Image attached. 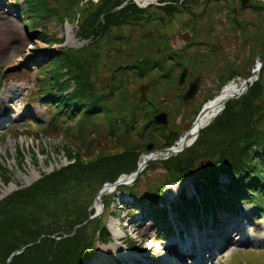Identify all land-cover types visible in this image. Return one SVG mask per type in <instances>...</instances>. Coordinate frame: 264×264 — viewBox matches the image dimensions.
Segmentation results:
<instances>
[{"label": "trees", "instance_id": "obj_1", "mask_svg": "<svg viewBox=\"0 0 264 264\" xmlns=\"http://www.w3.org/2000/svg\"><path fill=\"white\" fill-rule=\"evenodd\" d=\"M163 1H167L168 6L160 9L170 13L180 0ZM187 1L195 4L196 0ZM23 2L18 7L29 17V21L24 22L25 28L33 29L38 40L52 37L53 44L63 41L45 25L40 28L39 21L60 23L68 19L76 21L80 38L88 41L81 48H62L53 55L50 65L45 66L49 72H40L43 78L30 94L32 101L46 106L49 119L27 124L32 128L28 132L33 135V129L41 133L61 131L68 142L57 145L52 152L44 148L41 153L46 162H52L55 155L63 153L68 164L43 173L34 183L0 200V264H6L15 251L24 248L9 264H85L94 255L95 244L109 241L111 236L107 219L112 215L115 193L104 194L102 213L83 225L95 213L92 205L101 187L137 170L139 157L148 152L149 144L154 145L153 150L172 146L183 134L181 128L191 126L192 121L185 123L188 112L193 109L197 116L202 105L215 94H202L200 100L189 106L182 101L177 83L180 71L188 66V58L175 54L167 39L147 37L142 31L147 16L132 0ZM226 2L230 11L228 19L241 34L238 47L249 46L248 55L240 56L241 68L250 67L257 55L264 52V29L254 30L252 34L248 24L240 18L242 0ZM257 7L261 12L264 10L262 6ZM189 11L192 16L187 22L189 30L195 25L191 23L208 15L206 8L203 12ZM164 22L162 18L159 23L164 25ZM103 36L107 44L115 43L111 50L113 57L108 45L105 47L111 60L103 57L108 74L112 71L107 85L96 79L98 75L93 77L97 59L90 58L92 71L84 62L92 56L91 48ZM209 46V54L216 57ZM165 48L166 52H161ZM234 56L236 59L237 55ZM261 60L259 77L245 94L225 103L223 111L201 130L192 146L177 155L149 161L133 183L117 186L116 192L133 195L131 208L152 218L148 226L156 235L169 236L174 231L168 221L170 212L182 224L197 222L203 212L207 217L212 205L220 210L227 204L235 207L249 202L254 204L256 215L264 212V168L261 165L264 55ZM169 62H173V66H169ZM232 63L228 59L222 63L225 73L218 79L216 94L231 79L246 76L240 66ZM189 67H195V62ZM3 76L1 71L0 90L6 82ZM146 79H149L146 98L141 99L129 86ZM167 92H173L171 96L168 93L166 100L172 108L161 101ZM164 110L168 113L169 125L153 120L154 115ZM25 154L24 150H19L18 159L23 160ZM38 154H31L30 158L35 161ZM157 168L162 171L152 178L150 171ZM225 174L232 178L223 186L229 194L227 197L225 190L218 188L221 186H214L220 185V176ZM12 176L8 162L0 158V180L7 184ZM191 178L195 183L194 195L189 197L183 192L181 200L168 206L164 193L167 186ZM132 244L128 243L133 247ZM250 262L253 264L254 260Z\"/></svg>", "mask_w": 264, "mask_h": 264}, {"label": "rangeland", "instance_id": "obj_2", "mask_svg": "<svg viewBox=\"0 0 264 264\" xmlns=\"http://www.w3.org/2000/svg\"><path fill=\"white\" fill-rule=\"evenodd\" d=\"M132 1L134 2V0ZM2 2L4 3V6L0 11V72H3V77L6 79V85L0 91V110L5 109L6 113L11 118L5 121L4 124H0V158L8 162L13 178L7 184H4L2 180H0V200L15 190L22 189L34 183L43 173H49L56 168H60L61 166L68 164L63 153L55 155L56 159H53L52 162L48 160L46 162L45 155L41 153L44 148H47L49 152H52L56 149L55 147L57 145L62 146L61 143L68 142L67 139L62 136L61 131L57 133H53L51 131L41 133L33 129L37 136L28 132L29 130H32V128L27 126V124L32 125L35 124L36 121H47L49 119L46 106L42 102L32 101L30 94L32 90L37 88L36 86L38 85L39 80L43 78V75L40 72H49V68H46L45 66L50 65L54 58L53 55L59 52L62 48H81L87 44L88 41L80 38L76 21H68V19L65 22L63 21L60 23L53 21L47 22L44 20L39 21V25L41 26L40 28L45 25L50 33H55L57 38L64 39L63 41L55 42V44L50 41L52 40V37L50 39H46L45 41H40V39L38 40L36 38V34L32 29H24V22L29 21V17L24 14V12L20 11V7H18V4L24 3L23 0H2ZM162 4H167L165 6H168V2L163 0H155V3H150L145 7H141L136 4L139 8L144 10L143 15L147 16L146 23L144 24L142 31L146 32L147 37L150 38L155 39V36H157L160 39L162 38L163 41L167 39L172 47L176 49L175 54H180L182 57L188 58V66L186 67L187 75L185 83L183 84L185 85V88L188 86L189 80H192L199 72L203 73L199 92L193 100L186 104L187 106H189L192 102L200 100L202 94H215L214 96H216L218 94H216L218 79L225 73L224 65H222V63L228 59L233 62V65H238L240 66V69H242L240 56H246L249 53V46L238 47L239 42L241 41V34L236 31L233 24L228 19L230 11L226 7V0H211V2L209 0H196L195 4H191L187 0H180L175 3V7L172 9L173 11H170V13L160 9L163 7ZM263 4V0H250L249 3H246L245 5H248V7L241 5L240 18L243 22L248 24L252 34L254 33V30L261 31L264 29V10L261 12L257 7L262 6L264 8ZM205 8L207 9L208 15H205L203 20L200 19L191 23L195 24L192 28L193 30H190L193 33V38L185 41L181 32H188L187 29L189 30L187 22L192 19V16L189 14V10H193L191 12H203V9ZM162 18L165 19L164 25L163 23H159ZM203 28H205V31H202ZM150 32L152 33L151 36L148 35ZM70 36L73 39V43L70 42ZM47 38H49V36H47ZM201 39L206 41L205 44L202 43ZM107 42L108 40L105 36L98 39L95 46L91 48V50H94L90 52L92 56L87 57L84 61L86 68L89 71H92L93 61L90 58L97 59L95 60L97 61L95 63L98 67L96 70H93L92 74L93 77L95 75L99 76L96 79L102 81V85H107L106 82H108V78H110L112 72L111 71L108 74V70L105 69L104 65L106 61L103 57L111 60V57H109V55L105 52V47L108 45L109 51L111 52L115 43L107 44ZM213 43L220 45L218 49L221 48L218 52H216V57L211 53L209 54L207 48L208 44ZM161 52H166V48ZM111 54L113 57L114 53L111 52ZM234 54L237 55L236 59ZM262 55H264V52L257 55L259 56L261 62ZM191 62H195V67H189ZM109 63H112V61H109ZM257 63L256 59L253 65H249L250 67L246 66L242 69L246 76L235 77L228 83L233 81L235 84L240 85L243 79L249 78L252 71L257 68ZM169 66H173V62H169ZM190 72H193L192 76L189 75ZM254 81L255 78L253 79V82ZM97 84L99 85L98 81ZM168 93L169 92L162 95V102H166L168 99ZM6 94H9V96L5 97ZM172 94L173 92H170L169 96ZM144 98H146V93ZM164 105L168 108H172V105L169 102H166ZM222 111L223 110H221L217 115H219ZM180 117L181 114L179 118ZM196 117L197 116H195L194 110H190L186 117V125H188L190 121H192V125ZM179 118L175 119V121L178 122ZM214 118L209 122V124L214 120ZM186 128L187 126L181 128L183 134L180 138L189 133V129ZM17 130L18 132H16ZM179 139L176 142H178ZM152 146L151 151H158L153 150L154 145ZM19 150H24L26 152L23 160L21 161L17 156ZM37 153H39L37 160L35 159L34 161L30 158L32 156L31 154L36 155ZM162 156L159 155V157ZM15 157H17V159H15ZM261 165L264 168V155L262 156ZM161 171L162 169L160 168L154 169L150 171V175L152 178H155V176H158ZM219 180L221 183H227L230 181L225 175L220 176ZM194 185L195 183L193 180L188 179L184 182L172 183L167 186L165 189L167 205L170 206L171 203H176L181 200L183 192H185L189 197H192L195 193ZM116 188H112L109 191L110 193L113 192L112 194H117V196L115 195L114 202L111 205V212L113 216L111 215L107 219V227L111 233V239L105 243L97 242L95 244L94 247L96 254L87 264H89L97 256L99 247H109L111 243L117 244L115 246L118 249V255L106 254L104 263L127 264L125 262V257H127L126 253L128 252V249L124 244H128L129 242L133 243L132 245L135 252L132 254L135 260L140 261L138 264H190L191 259L188 255L183 256V258L179 260L181 254L179 252L181 251L176 252L178 257L175 255L171 256L168 252H166L165 245L168 240L163 242L164 237L153 233L152 228H149L148 226L149 221H146L144 218L145 216L136 213L138 211L134 207L131 208L130 203L132 202V198L125 197L124 201L119 199V197L123 194H118V192H116ZM228 195V192L225 190V196ZM251 208V206H244L242 211L238 213L237 218L244 226L247 233H251V231L253 232V230L256 229L261 230L260 233L255 234V237L252 239V244H242L237 242L229 249H225L220 252H218V248L221 246H218L211 255L212 257H209L208 255L206 258L203 257L205 264H251L250 261L252 259L254 260L253 264H264V243L258 242L261 238H264V213L259 218L255 217V219L251 216ZM97 209L98 215L101 214L103 211L101 205ZM169 214L168 220L171 224H173V226H175V232L171 233L169 236V239L171 240H173L172 236L177 237V233L182 230V232H184V230L193 232L198 229L200 233H202V230H209V225H206V228L202 229V227L199 228L196 223L182 224L181 221L172 217V212ZM205 221L206 224L210 221V226H213L215 223V219L211 220L210 217L207 220L205 219ZM223 231L224 230L221 231L220 235L215 232L214 237H220L224 240L225 233H223ZM116 237L119 238L118 242H115ZM210 239L211 238H207V242L209 244L212 242L209 241ZM140 248L141 250H139ZM192 252L194 253L195 251L192 250Z\"/></svg>", "mask_w": 264, "mask_h": 264}, {"label": "bare ground", "instance_id": "obj_3", "mask_svg": "<svg viewBox=\"0 0 264 264\" xmlns=\"http://www.w3.org/2000/svg\"><path fill=\"white\" fill-rule=\"evenodd\" d=\"M3 6H4V3L2 2V0H0V11L3 9ZM72 40L73 39L70 36V42L71 43H73ZM240 85L235 84L234 82H231L227 86L226 92L224 93V95L222 97H219L216 100H214V102H211L208 104L205 114L203 115L202 118H200V120L196 124V126L199 127V133L201 130H203L204 128H206L208 126L209 121H211L215 117L214 115L216 113H218V111L221 108L223 99L226 96H228L229 93L236 92L237 90H240L241 89ZM8 96H9V94L5 95V97H8ZM2 113H4V112H2ZM197 138L198 137H196L194 135V132L192 131V132L187 133L186 136L182 137L181 142L179 144H182L186 140L191 139V142H189L191 144L188 145V147H190L195 142V140ZM188 147H186V148H188ZM155 157L159 158L158 155H156ZM167 157H169V156H167ZM144 160H147L148 162L151 161L150 158H148V159L143 158L140 160L141 165L143 164ZM225 176L227 178H229V180H230L229 182H227V183L219 182L220 185L214 184V186H221L218 188L223 189V190H227V189H225L226 187H223V186L228 185L231 182L232 178L228 174H225ZM129 180H130V177H127V176L121 177L122 182H127ZM110 190H111L110 188H106L102 192V194L100 195V199H101V196L105 193L111 194V193H109ZM119 193H121L123 195H127V196L122 195L119 197V199H122L123 201H124L125 197H130L133 199V195L130 192L119 191L118 194ZM164 193H165V191H164ZM116 196H117V194H116ZM100 203H101V201L96 202V208L100 207ZM241 211L242 210H240L238 213H240ZM237 216H238V214H237ZM237 216H233L229 220V222H222V224H224V231L223 232L225 233V239L222 240L220 237H217V238L215 237L213 240H209V241H212L210 244L207 242L208 241L207 236L209 235V231H205V232L200 233L199 230H196L193 232L187 230V232H189L190 234L188 233L186 243H187V245H189L190 249H192L194 247V251H195L194 253L191 251L192 254H188V257L191 258L192 264H205L204 258H206L208 256L212 257L211 255L213 254V252L216 250V248L218 246H221L218 248V252H220L222 250L229 249L230 247H232L237 242L242 243V244H252V239L255 237V234L260 233L261 230L256 229V230H253V232L251 231V233L250 232L247 233L245 231L244 226L238 221ZM251 216L255 218V211L252 209H251ZM223 221H225V220H223ZM208 223H210V221H208ZM118 241H119V238L116 237L115 242H118ZM258 242L264 243V238H261ZM115 245H117V244L111 243V245L109 247H106V246L99 247V252H98L97 256L89 264H105L104 259H105L106 254L118 255V249ZM181 245H182V243H181ZM170 246H172V247L179 246V243L177 241H170L169 245L166 249V252H168V254H170L171 256L175 255V252H172L173 248ZM169 248L171 250H169ZM179 251H181V252H179ZM178 252L181 253L180 258H179V260H181L183 254L186 256L185 253H188V249L181 248L178 250ZM125 262L127 264H138L140 261H137L134 258L125 257ZM115 264H118V263H115Z\"/></svg>", "mask_w": 264, "mask_h": 264}, {"label": "water", "instance_id": "obj_4", "mask_svg": "<svg viewBox=\"0 0 264 264\" xmlns=\"http://www.w3.org/2000/svg\"><path fill=\"white\" fill-rule=\"evenodd\" d=\"M154 1V0H152ZM264 1V0H263ZM134 2L141 6V7H145L147 6L149 3H151V1H148V0H143V1H138V0H134ZM141 2V3H140ZM247 2H249V0H242V3L243 5L246 4ZM149 36L152 35V33H148ZM212 50H215L214 48H212ZM257 68L252 71L251 75L249 78L247 79H243V81L241 82V89L240 90H237L236 92H232V93H229L228 96H226L223 101H222V105H221V108L220 110L218 111V113L224 109V105L226 102H228L229 100H232V99H236L238 97H240L243 93L246 92V90L248 89V86L249 84L252 83L251 80H253L254 78L257 79L259 77V74H260V71H261V68L263 66L262 62L260 61L259 59V56H257ZM186 75H187V69L184 68L180 75H179V79H178V85L179 86H182L184 83H185V79H186ZM202 78H203V73L202 72H199L196 76L193 77L192 80H189L188 81V86H187V89L183 92L182 94V100L185 104H188L191 100H193L195 98V96L198 94L199 92V89H200V85H201V81H202ZM233 82V81H232ZM148 83H149V79H146L144 80L142 83L140 84H132L130 85V89L133 90V91H136L140 94V97L141 98H144L145 97V93H146V89H147V86H148ZM230 83L226 84L223 86V88L219 91V93L214 96L211 100L207 101L201 108L200 112L198 113L196 119L194 120V122L192 123L190 129H189V132H194V135L196 137H198L199 135V127L196 126V124L198 123V121L200 120V118L203 117V115L205 114L206 110H207V106L209 103L211 102H214V100H216L217 98L219 97H222L224 95V93L226 92V89H227V86L229 85ZM218 113H216L214 116H216ZM153 120L157 123H160V124H165V125H169V120H168V116H167V112L166 111H162L160 113H158L157 115H155L153 117ZM210 122V121H209ZM195 129V130H194ZM181 139H179L178 142H176L174 145H172L171 147L169 148H165L163 150H158V151H151L152 150V145L153 144H149L147 149H148V152L147 153H144L140 156L139 160H138V168L137 170H135L134 172L130 173V174H123L122 176H120L118 178V180L114 183H105L101 189L99 190L97 196H96V199L92 205V207L95 208V213L93 215H91L88 220L83 224H87L89 221H91L92 219L96 218L97 215H98V209L96 208V202L100 201V195L102 194V192L106 189V188H116L117 186H122V185H129L131 184L132 182H134L137 177L139 176V174L146 168L147 164H148V161L147 160H144L143 164L141 165L140 164V160L143 159V158H150L151 160H154L156 159L157 157H155L156 155H164V156H174V155H177L179 153H181L186 147H188L189 142H191V139H188L186 140L185 142H183L182 144H179L181 142ZM123 176H127V177H130V180L127 181V182H122L121 181V177ZM25 249V248H24ZM24 249L22 250H19V251H15L8 259L7 263L6 264H9L12 260V257L14 255H17L19 253H21Z\"/></svg>", "mask_w": 264, "mask_h": 264}, {"label": "flooded vegetation", "instance_id": "obj_5", "mask_svg": "<svg viewBox=\"0 0 264 264\" xmlns=\"http://www.w3.org/2000/svg\"><path fill=\"white\" fill-rule=\"evenodd\" d=\"M151 3H155V0L154 1H151ZM150 4V3H149ZM160 5V4H159ZM163 6H165V5H167V4H162ZM187 31L188 32H181L182 33V36H183V38H184V40L185 41H188V40H191L192 38H193V33L190 31V30H188L187 29ZM180 32V31H179ZM217 38V37H216ZM171 45V44H170ZM219 44H215V43H213V44H210V46H209V49L212 51V52H218L220 49H218L219 48ZM171 48H172V51H176V49L175 48H173L172 47V45H171ZM212 48H214L215 50H212ZM167 58L169 59L170 58V56H167ZM184 68H186V67H183V69ZM190 76H192L193 75V72H190V74H189ZM180 87V89H179V93H183L186 89H187V87L185 88V85H182V86H179ZM185 88V89H184Z\"/></svg>", "mask_w": 264, "mask_h": 264}]
</instances>
